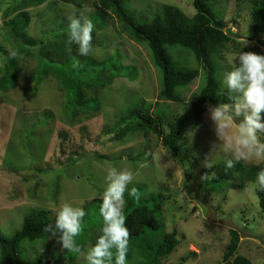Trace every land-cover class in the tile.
<instances>
[{
  "label": "rangeland",
  "instance_id": "374dc122",
  "mask_svg": "<svg viewBox=\"0 0 264 264\" xmlns=\"http://www.w3.org/2000/svg\"><path fill=\"white\" fill-rule=\"evenodd\" d=\"M81 2L84 6L78 12L93 21L94 30L98 28L95 34L97 45L92 46L89 55L133 65L137 69V77L133 81L115 79L111 86L99 90L100 112L95 116H79L70 124L66 119L69 115L65 117L63 113L66 92L57 88L54 78L43 80L37 91L33 90L32 73L37 66L35 50H31L33 57L18 58L20 75L16 87L8 93H0V232L5 236L13 235L33 208L51 210L56 217L62 203L83 208L86 202L102 199L107 171L117 167L134 172L135 179L129 185L142 187L149 206L153 198L162 197L160 222L167 232L176 230L182 235L175 250L161 264H228L222 261V254L229 241L230 230L239 234L237 254L248 258L251 264H264V214L258 206L255 183H247L243 189L232 188L228 182L206 189L201 181L202 171L209 169L204 167L206 160L216 165L232 159L231 152L225 151L223 146L218 149L212 147L220 141L215 135L208 109L200 122L188 128L184 168L170 157L154 135L146 138L140 133H130L119 142L113 140L115 131L122 126L121 118L133 103L144 99L153 105L157 100L160 72L153 65L144 44H137L125 34L116 32L111 22L102 24L100 18L92 16V3L96 0ZM204 2L225 21L226 31L234 35L235 45L225 50L223 60L219 61L220 69L217 64V77L221 76L223 80L225 73L232 69L236 55L241 51L262 55L264 43L252 38L247 0ZM11 3L12 0H0V45L7 48L14 46V42L2 26V14ZM123 3L138 22L151 20L161 4L179 8L188 17L196 12L193 0H123ZM55 5L50 12L47 4L28 9L32 17L28 28L30 36L39 37L42 31H48L51 28L48 21L54 13L70 23L74 16L73 7L60 2ZM69 23H65L66 27ZM171 52L181 66L178 49L173 48ZM188 61L191 67L196 66L192 58ZM234 63L239 66L238 60ZM203 80L200 75L185 91L186 101L195 99ZM180 112L178 104L162 100L158 101L155 109L156 114L166 116ZM197 125L198 131L194 136L190 135ZM61 135L66 137L65 140ZM261 138L264 140V136ZM60 144L63 145L62 151ZM145 153H152L155 158L143 155ZM139 155L140 160H132ZM70 157L72 162H68ZM243 162L264 167V160ZM209 207L216 211L215 223L206 219ZM87 216L83 221L86 234L79 238L83 250L78 255L65 251L67 257L75 255V264H86L84 257L100 235L95 229H89L92 220L98 222L102 219L98 204L87 210ZM148 233L141 240L142 246L136 245L129 252L126 264L145 262V252H151V248L160 243L157 231ZM45 245L52 246L57 253L64 252L54 238L45 243L24 242L21 245L22 259H34L47 253Z\"/></svg>",
  "mask_w": 264,
  "mask_h": 264
},
{
  "label": "trees",
  "instance_id": "16d2710c",
  "mask_svg": "<svg viewBox=\"0 0 264 264\" xmlns=\"http://www.w3.org/2000/svg\"><path fill=\"white\" fill-rule=\"evenodd\" d=\"M59 2L72 6L75 17L81 16L78 12L84 6L81 0H12L4 9L2 26L14 42V46L7 48L0 45L2 59L0 93H8L16 87L20 75L18 58L33 57L31 50L34 49L37 58V66L32 73L34 92L43 80L54 78L58 83L57 88L66 92L63 113L65 117L69 115L66 119L68 123L73 124L79 116H95L100 112L99 90L111 86L115 79L135 80L137 69L133 65L114 62L112 58L80 56L77 45L67 44L68 27L65 23L69 22L55 13L51 14L52 19L47 20L48 26L51 27L48 31H42L39 37L30 36L28 28L32 17L28 9L47 4L50 12ZM247 3L252 38L263 44L264 0H247ZM92 5V16L100 18L102 24L111 22L116 32L125 34L137 44H144L150 52L153 65L160 72L157 100L153 105L144 99L133 103L126 115L121 118L122 126L115 131L113 140L119 142L130 133H140L146 138L154 135L170 157L184 168L187 158L183 153L189 126L202 120L209 105L217 106L230 102L221 76L217 77V64L220 69L219 61L223 60L225 50L228 46L235 45L234 35L226 31L225 21L214 14L204 0H193L196 12L191 17L186 16L179 8L161 4L155 16L143 22L136 20L133 13L124 6L123 0H96ZM61 20L63 22H60ZM97 30L98 28H95L92 33L93 47L97 45L95 40ZM173 48L178 49L181 66L171 52ZM118 58L121 59L119 53ZM188 58H192L196 66L191 67ZM200 75L204 77L202 87L194 100L186 101L185 91ZM160 100L178 104L181 107L180 114L169 116L156 114L155 109ZM61 138L65 140L66 137L61 135ZM60 148L62 151V144ZM141 155L132 160H140ZM143 155L150 156L148 153ZM70 158L68 162L73 161V158ZM225 162L221 161L211 169L202 171V176L215 173L212 178L201 180L204 188L228 182L232 188L243 189L247 183H255L257 174L264 169L263 166L249 165L243 161L237 163L234 168L227 169ZM133 187L139 190V202L137 203L136 198L126 192L123 208L126 226L131 233L127 255L136 245L141 247V240L149 235L148 231L154 230L161 237V241L154 249L151 248V252H145V262L141 264H161L175 250L182 235L176 230L167 232L164 224L160 222L159 217L164 203L161 196L157 200L153 198L152 205L149 206L146 203L148 200L143 196L142 187L128 185L129 191ZM255 192L259 209L264 214V191L256 187ZM101 203L102 199L95 198L86 202L83 209L87 213L93 204H98L99 208ZM55 218L51 210L33 208L24 216L21 227L13 235L5 236L0 232V264H75L74 256L79 253L67 257L66 250L57 253L50 245L44 246L47 253L40 251L45 254H40L34 259L24 260L21 257L22 243H45L50 240L51 234L45 232L44 228L48 224H54ZM87 218L86 215L84 219ZM102 228V219L98 222L92 220L89 226V229H95L100 235ZM83 234L86 232L82 231L76 238L81 250L83 244L79 238L84 236ZM238 244L239 234L235 230H230L222 261L228 264H251L248 258L237 254Z\"/></svg>",
  "mask_w": 264,
  "mask_h": 264
},
{
  "label": "clouds",
  "instance_id": "9594fccd",
  "mask_svg": "<svg viewBox=\"0 0 264 264\" xmlns=\"http://www.w3.org/2000/svg\"><path fill=\"white\" fill-rule=\"evenodd\" d=\"M94 27L93 21L87 16L70 18L67 44L77 45L80 56H87L92 51ZM237 60L239 66L234 63ZM222 83L230 102L208 107L215 135L220 141L212 147L218 149L223 146L225 151L231 152L232 159L225 162L227 169L234 168L241 161L264 160V140L261 138L264 136V55L241 51L232 61V69L225 73ZM198 129L199 125L190 135L194 136ZM148 155L154 157L152 153ZM213 166V161L206 160L205 168L211 169ZM214 175L205 174L201 179H210ZM134 179L135 174L130 169H108L106 188L99 206V216L103 220L102 234L87 251L84 257L86 264H126L131 233L126 226L123 208L126 192L139 202V190L136 187L130 191L128 189ZM254 187L264 191V169L257 174ZM86 215L83 208L62 203L55 223L46 225L44 231L51 234L61 249L81 253L76 238L83 231Z\"/></svg>",
  "mask_w": 264,
  "mask_h": 264
},
{
  "label": "water",
  "instance_id": "95a60500",
  "mask_svg": "<svg viewBox=\"0 0 264 264\" xmlns=\"http://www.w3.org/2000/svg\"><path fill=\"white\" fill-rule=\"evenodd\" d=\"M216 211L209 207L208 210H207V213H206V219L209 221V222H212V223H215L216 221Z\"/></svg>",
  "mask_w": 264,
  "mask_h": 264
},
{
  "label": "built area",
  "instance_id": "2783aa9c",
  "mask_svg": "<svg viewBox=\"0 0 264 264\" xmlns=\"http://www.w3.org/2000/svg\"><path fill=\"white\" fill-rule=\"evenodd\" d=\"M263 40H264V36H263ZM262 55H264V54H262Z\"/></svg>",
  "mask_w": 264,
  "mask_h": 264
}]
</instances>
